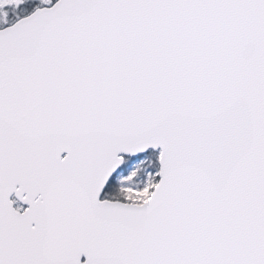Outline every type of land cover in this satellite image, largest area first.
I'll return each mask as SVG.
<instances>
[{
	"label": "snow or ice",
	"instance_id": "6c2138e0",
	"mask_svg": "<svg viewBox=\"0 0 264 264\" xmlns=\"http://www.w3.org/2000/svg\"><path fill=\"white\" fill-rule=\"evenodd\" d=\"M0 264H264V0H0Z\"/></svg>",
	"mask_w": 264,
	"mask_h": 264
}]
</instances>
